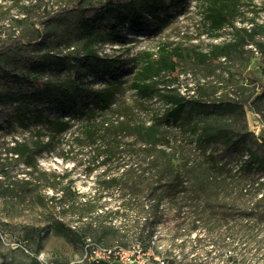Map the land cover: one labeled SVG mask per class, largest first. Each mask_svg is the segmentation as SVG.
Segmentation results:
<instances>
[{"label":"rangeland","instance_id":"374dc122","mask_svg":"<svg viewBox=\"0 0 264 264\" xmlns=\"http://www.w3.org/2000/svg\"><path fill=\"white\" fill-rule=\"evenodd\" d=\"M74 1L0 0V46L21 35L30 38L39 32L50 35L52 22L47 17ZM80 1L96 4L103 0ZM253 4L257 6L256 21L264 22V0H254ZM246 9L247 0H241L240 10ZM159 16L161 21L155 22L151 15L145 14V19L138 25L118 30L124 42L98 44L97 51L101 56L117 57L123 66L112 75L83 80L94 79V87L102 86L108 80H121L114 104H121V109L129 106L135 117L146 123L152 114H160L167 105L158 98L146 100L141 105L129 87L140 61L135 59L144 51L157 58V46L161 43L206 52L212 44H220L230 37L228 28L220 37H211L205 32L201 0H165ZM237 25L246 23L239 19ZM101 26L108 27L109 22L104 20ZM258 38L264 42V37ZM26 49L38 52L39 47L33 43ZM263 59L264 52L260 54L250 46L242 57L221 58L205 64L196 61L192 55H185L180 64L179 79L172 87L181 94L207 102L239 103L244 109L243 116L240 112L230 111L209 116L196 113L193 114L196 123L203 124V120L210 118L209 121L215 124L250 130L253 120L247 110L252 104L251 96L260 89L259 80L264 78ZM6 65L22 69L24 61L17 55L0 53V67ZM43 73L47 77L53 76L48 69ZM2 87L3 81L0 80ZM138 104L141 106L139 110ZM252 106L264 114V100ZM17 108L29 116L40 108H44V114L50 117L61 115L67 119L71 115L46 104H0V264H102L91 263L85 257L84 236L104 245L129 246L138 242L149 247L148 256H157L169 264H229L228 250L233 251L241 264H264V200L260 199L261 195L254 197L241 191L243 184L251 183L259 173L239 174V158L234 153H224L219 146L198 145L194 142V135L185 127L179 128L178 124L168 127L172 136L170 151L174 158L167 166L179 177L175 186L170 178L172 173H166L159 182L163 196L154 216L146 196L118 198L114 189L104 191L100 200L95 202L96 181L102 170L107 167L106 174H116L120 170L116 162L98 165L97 147L71 134L78 125L76 118H71L72 128L62 134L53 149L37 156L35 169L26 167L9 152V148L16 140L30 141L35 129L32 125L25 129L17 123L14 119ZM204 149L216 152L219 159L227 161L223 173L214 175L208 171L203 159ZM121 162H125L124 167L135 166L137 169L138 165L144 166L138 164L136 157H125ZM52 174L56 176L52 177ZM142 176H152L151 171ZM138 182L142 184L144 179ZM62 188L65 192L64 210L56 199L51 198L54 192L62 193ZM90 208L92 211L88 212ZM118 208L127 221L137 217L134 208H143L132 235L84 230V226L92 221L109 220L97 214ZM112 220L118 223V220ZM56 222H62L66 232H58L54 227ZM150 230L153 236L148 238Z\"/></svg>","mask_w":264,"mask_h":264},{"label":"trees","instance_id":"16d2710c","mask_svg":"<svg viewBox=\"0 0 264 264\" xmlns=\"http://www.w3.org/2000/svg\"><path fill=\"white\" fill-rule=\"evenodd\" d=\"M253 1L247 0V9L240 10L241 0H201L205 32L211 37H220L225 35V29L228 28L230 36L220 44H212L206 52L161 43L157 46V58H153L151 52L144 51L142 56L135 59L140 61L129 87L135 92L141 105L153 98H158L167 105L160 114H152L148 123L137 119L129 106L121 109V104H114V95L119 90L121 80H108L99 87H94V79L83 80L112 75L121 69L123 62L117 57L101 56L97 45L124 42L125 39L118 34V30L138 25L145 19V14L151 15L155 22L161 21L159 14L165 7V0H103L96 4H84L75 0L57 9L47 17L52 22L49 26L52 36H44L43 32L33 38L21 35L0 46V53L17 55L24 61L22 69L7 65L0 67V80L3 81L0 104H46L61 112L68 111L71 115L67 119L61 115L50 117L44 114V108H40L33 116H29L17 108L14 119L22 128L28 129L32 125L35 133L28 142L16 140L9 152L26 167L35 169L37 156L53 149L62 134L72 128L71 118H76L78 125L71 134L76 139L97 147V157H100L98 165L116 162L117 169L120 170L116 174H106L107 167L102 170L103 173L99 174L96 181L98 189L95 202L100 200L104 191L114 189L118 198L126 195L133 198L146 196L148 207L155 216L163 196L159 182L166 173H172V186L177 185L175 180L179 176L167 165L174 158L170 151L172 136L168 127L178 124L179 128L185 127L194 135V142L198 145L219 146L224 153L237 155L239 174L247 176L259 173L251 183L243 184L241 191L254 197L261 195L260 199L264 200V180H260L264 177V131H260L258 140L246 127L231 128L212 123L210 118L203 120V124L196 123L193 120V114L196 113L209 116L215 112L223 114L230 111L240 112L243 116L244 109L239 103L207 102L193 95L181 94L172 87L179 79L180 64L185 55H192L196 61L205 64L221 58L229 60L242 57L249 46L260 54L264 52V42L258 38L264 37V22L256 21L257 6ZM239 19L246 25L238 26ZM104 20L109 22V26L102 28L101 22ZM33 43L38 44V52L26 49ZM44 47L46 48L43 49ZM261 62L264 70V59ZM45 69L50 70L53 76H45ZM258 85L260 89L251 96L252 104L264 100V78L259 80ZM252 104L248 106L247 112L258 113L264 122V114ZM138 105L139 110L141 106ZM125 157H136L138 164L144 166L138 165L137 169L135 166L124 167L125 162L121 161ZM203 159L208 171L214 175L223 173L227 165V161L219 159L216 152L206 149L203 151ZM146 171H151L152 176L143 177ZM55 176L52 174V177ZM140 176L144 179L142 184L138 182ZM61 190L62 193L54 192L51 198L56 199L64 210L65 192L63 188ZM142 210L143 208H134L137 217L130 221L126 220L120 208L105 211L97 216H102L104 220L109 218L106 221L109 224L92 221L84 226V230L100 234L111 231L119 236L132 235ZM91 211V208L88 209V212ZM112 219L118 220V223ZM54 227L58 232H66L62 222H56ZM152 236V230L148 231L147 237ZM88 238L95 241L90 236H84L82 244L85 245ZM95 242L102 244L98 240ZM112 245L128 247L118 243L105 246ZM132 245L140 246L145 252L149 248L138 242ZM234 255L233 251L228 250L226 256L229 264H241ZM164 261L169 264L167 260Z\"/></svg>","mask_w":264,"mask_h":264},{"label":"built area","instance_id":"2783aa9c","mask_svg":"<svg viewBox=\"0 0 264 264\" xmlns=\"http://www.w3.org/2000/svg\"><path fill=\"white\" fill-rule=\"evenodd\" d=\"M253 126L250 129L258 139L261 130L264 131V122L258 113L250 112ZM259 140V139H258ZM85 257L91 263L104 262L106 264H165L164 260L157 256H148V252L142 251L140 246L132 245L122 247L119 245L105 246L95 241L86 240L84 245Z\"/></svg>","mask_w":264,"mask_h":264}]
</instances>
